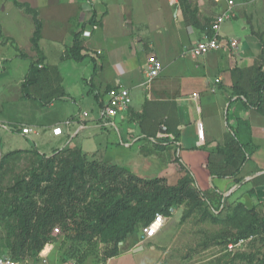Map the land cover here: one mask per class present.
Returning a JSON list of instances; mask_svg holds the SVG:
<instances>
[{
    "label": "crops",
    "instance_id": "obj_1",
    "mask_svg": "<svg viewBox=\"0 0 264 264\" xmlns=\"http://www.w3.org/2000/svg\"><path fill=\"white\" fill-rule=\"evenodd\" d=\"M17 1L29 4L38 13L42 24L40 52L34 50L31 43L35 30L32 15L13 1L24 17L25 26L22 23L17 29L15 23L14 27L6 29L0 22L1 33L13 41L26 37L30 43L28 48L18 45L10 57L2 56L0 68L20 70L18 99L45 106L48 111L41 107L45 115L56 105L55 99L60 103L69 100L77 106L59 121L50 118L44 123H37L36 119L18 122L10 118L16 132L27 139L33 136L36 143L37 136L53 141L57 138L75 141L83 152H89L91 147V153H99L103 161L119 165L104 155L95 140L103 135L100 131L115 128L126 147L139 145L143 155L150 157L155 165L154 175L140 176L164 177L168 183L176 184L189 173L196 184L211 192L214 190L224 200L261 208L258 206L264 204V176L262 181L254 179L257 177L255 168L260 165L255 155L247 156L236 177L211 175L209 167L227 163V156L220 159L221 150L229 152V148L235 150V145L246 144L251 137L264 136V112L256 107L260 100L264 104V90L261 98L258 90L264 79V0ZM156 1L162 3L156 7L165 11L152 23L155 26V33H152L149 23L136 26L128 11L148 7L149 2L153 6ZM114 7L118 8L114 24L119 22L120 29H115V37L108 35V38L104 33L95 42L96 30L107 32L108 16ZM222 14H226V18L220 24V34L227 43L205 55L196 54L193 46L211 34L209 25ZM90 22L97 25L90 37L81 35L85 57L76 61L67 52L73 46L74 35L87 28ZM124 26L139 30L142 36L128 32ZM43 40H47L46 47H43ZM54 42L59 45L55 46ZM93 42L97 43L95 47ZM135 42L142 45L149 42V49L144 48L139 53ZM98 50L101 52L97 53ZM152 54L162 62L163 69L146 82L147 58ZM25 58L29 64L24 66ZM32 62H38V67L44 70L35 75L33 72L27 80ZM119 85L130 90L131 106L111 120L100 122L99 108L107 91ZM90 98L95 100L97 108L95 113L91 116L88 113L84 118L85 129L78 130L77 125H72L64 129V134L53 135L55 125L82 116L86 111L81 112L80 105ZM25 126L33 127L35 132L23 134L21 128ZM80 135L82 139L76 140ZM166 152L168 157H163ZM165 158L168 163L160 167ZM234 164H228V168L239 167ZM144 165L139 164L136 169ZM200 174H204L205 184L209 180V186H202Z\"/></svg>",
    "mask_w": 264,
    "mask_h": 264
},
{
    "label": "rangeland",
    "instance_id": "obj_2",
    "mask_svg": "<svg viewBox=\"0 0 264 264\" xmlns=\"http://www.w3.org/2000/svg\"><path fill=\"white\" fill-rule=\"evenodd\" d=\"M150 4L149 2L147 3L148 7L145 6L144 8L142 6L140 9L131 10L128 13L133 16L136 26L140 25V23H149V29L152 33H155V26L152 23L157 22L156 18L160 17L165 9H158L156 7L157 4H162L161 2L157 3L156 1L153 6ZM117 9L115 7L110 9L108 16L109 24L106 27L108 30L107 32L102 29L96 30V34L93 37L95 42H97L96 38H100L104 33L107 37L108 35L115 37V29H120L119 22L118 24H114ZM21 16L23 15L20 9L14 5L12 0H0V22L4 28L11 29L16 23L18 29L24 20L22 19L24 17ZM27 18H30V16L25 19L27 20ZM25 23L28 22L25 21ZM23 26H25L24 23ZM125 28H127L128 32L134 31L139 36H142V33L139 30L136 31L135 28L128 26ZM94 30L95 28L92 30V33ZM142 31L145 32L147 30L143 28ZM4 33L6 32L4 31ZM64 35L65 33L63 32L62 37ZM7 40L0 30V42L2 43V46L0 45V58L2 56L4 58L12 56L17 51L18 45L28 48L30 43L26 37L20 38L17 41ZM42 42L43 47L48 45L47 40H43ZM148 43L145 45L144 42V45H142L141 42H135V48L141 53V51H144V48L149 49ZM96 44L93 42L94 47ZM54 45L59 44L54 42ZM104 45L108 49L107 43H104ZM23 61L24 66L29 64L26 58ZM20 75L21 72L18 69H10L9 67L3 70L0 68L1 256L11 255L9 244L13 241L15 232L14 219L12 217L2 218L4 207L2 198L7 195L6 191L15 184L18 176L36 166L38 160L43 155L52 156L58 149H75L78 147L77 142H71L65 138H54L56 141H53L52 138L43 139L37 136L35 138L37 139V143H40L39 146L32 140V135L30 139H27L14 130L15 126L11 124L12 122H9L12 121L10 118H14L18 122L36 119L37 123H44V121L50 118L59 121L67 113H72L71 111L76 109L77 106L73 105L69 100L60 103V100L55 99L56 105L50 109V113L47 112L45 115L41 111L42 108L48 111L45 106H35L28 101L18 99L20 87L17 85V82ZM80 106L81 109L79 110L90 113V116L91 113H95L97 108V104L93 98L82 102ZM77 113L78 110L73 114L77 115ZM99 134L103 135L96 137L95 140L98 143V147L101 146L100 148L104 151L106 157L112 158L120 166L129 170L131 169L133 173L143 176L154 175L153 173L156 170L153 166L155 165L151 163L150 157L143 155L144 151L140 149L139 145L126 147L119 140V135L115 128H109L103 132L100 131ZM79 138L82 139V136H78L76 140ZM89 144L85 143L87 147ZM50 145H53V147L50 148ZM245 145L248 153H250V157L255 155V158L259 160L260 165L258 168H255V173L257 177L262 178L260 176L264 174V136L251 137L249 141L247 139ZM235 146L237 148L240 147L238 144ZM87 151L89 152L84 153L89 161L94 159L97 161L102 160L99 153H91V147ZM165 156L168 157L167 152L163 155V157ZM164 161L160 167H164L168 163L166 158ZM141 162L145 165L136 169L137 165L142 164ZM160 169L163 170V168ZM157 173H159L158 170ZM200 176L203 182L202 186H209L210 182L208 179V181L205 180L206 184L202 180L204 174H200ZM196 185L201 193L205 194L199 205L188 201L182 203L170 215H166L167 222L165 226L152 239L144 240L141 227L138 226L135 233L129 235L123 244L119 246V252L115 256L105 258L102 243L97 242L96 239L81 243L74 242L67 240L62 230L59 232L53 230L52 241L46 245L47 247L45 246L42 253H48L49 264H264V218L259 219L255 215L247 214L243 209L235 210L236 201L224 200L223 198L221 200L218 196L219 194L214 190L211 192V190H206L200 187V185ZM243 199L246 201V197ZM258 207H261L259 210L264 214V204ZM243 239L246 240L241 247L236 248L234 252L228 251L229 244ZM26 258L32 259L31 256Z\"/></svg>",
    "mask_w": 264,
    "mask_h": 264
},
{
    "label": "trees",
    "instance_id": "obj_3",
    "mask_svg": "<svg viewBox=\"0 0 264 264\" xmlns=\"http://www.w3.org/2000/svg\"><path fill=\"white\" fill-rule=\"evenodd\" d=\"M13 1L32 15L35 30L31 43L33 49L40 52L42 24L37 11L27 3ZM94 22L95 17L92 19ZM81 35L82 30L74 35L73 46L67 52L76 61L85 57ZM43 70L38 67V62H32L26 79L33 72L35 75ZM258 90L261 98L264 79ZM256 107L264 112L261 100ZM239 146L237 150L229 148V152L221 150L220 159L227 156V163L210 166L211 175L236 177L250 154L245 144L239 143ZM233 163L239 167L230 170L228 164ZM262 178L254 179L260 181ZM6 194L2 198V218L12 217L15 221L9 248L10 257L17 260L29 259L26 258L28 256H31L30 260H38L45 246L52 241L55 228L62 230L67 240L74 242L96 239L102 243L105 258H110L118 254L119 246L135 233L138 226L142 231L156 214L166 217L185 201L199 205L205 196L189 173L176 184H170L164 177H143L117 164L96 159L89 161L80 147L58 149L52 156L43 155L36 166L17 177ZM218 196L222 200L223 196ZM234 207L259 219L264 218L257 207L249 208L244 203H237Z\"/></svg>",
    "mask_w": 264,
    "mask_h": 264
},
{
    "label": "built area",
    "instance_id": "obj_4",
    "mask_svg": "<svg viewBox=\"0 0 264 264\" xmlns=\"http://www.w3.org/2000/svg\"><path fill=\"white\" fill-rule=\"evenodd\" d=\"M216 2L226 1V0H214ZM226 18V14H222L217 17L210 24V32L211 34H207L203 40L198 41L193 46V50L198 55H205L213 50L219 49L222 45H224L226 40L221 37L220 34V24ZM96 23L92 24L88 23V27L83 29L82 37H89L92 33V30L96 27ZM230 43L235 45V41L231 40ZM101 51L98 50V53ZM163 69L162 62L157 58L156 55H149L147 58V68H146V82H150L153 78L159 75L161 70ZM145 82V83H146ZM132 103V96L130 90L124 86H116L109 89L106 93L105 100L101 104L99 108V116L98 120L100 122H107L111 120L113 117L126 112ZM88 112H83L82 116L68 118L60 124L55 125L52 128V133L55 136H59L64 134V129L69 128L72 125H77L78 130H84L86 124L84 123V118L88 117ZM81 117H83L81 119ZM23 134H32L35 132L33 127L25 126L21 128ZM167 222V218L162 214H156L154 220L145 225L142 228L143 239H151L155 237L164 227ZM54 231L59 232V228H55ZM246 239L240 240L236 243H231L228 245V251L234 252L236 248L241 247ZM38 260H17L13 259L10 256H0V264H49L48 261V253H40L38 256Z\"/></svg>",
    "mask_w": 264,
    "mask_h": 264
},
{
    "label": "water",
    "instance_id": "obj_5",
    "mask_svg": "<svg viewBox=\"0 0 264 264\" xmlns=\"http://www.w3.org/2000/svg\"><path fill=\"white\" fill-rule=\"evenodd\" d=\"M128 169V168H127ZM122 243V242H121Z\"/></svg>",
    "mask_w": 264,
    "mask_h": 264
}]
</instances>
